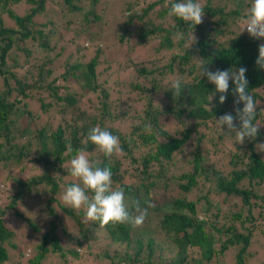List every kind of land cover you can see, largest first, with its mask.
<instances>
[{
    "label": "trees",
    "instance_id": "1",
    "mask_svg": "<svg viewBox=\"0 0 264 264\" xmlns=\"http://www.w3.org/2000/svg\"><path fill=\"white\" fill-rule=\"evenodd\" d=\"M170 2L0 0V170L16 183L0 207V264L8 259L6 245L17 255L12 264H43L47 253H58L63 264L68 258L80 261L84 253L94 259L106 257L110 264H209L237 244L234 264H249L242 254L254 232V209L264 211V191L252 189L264 182V154L258 150L264 144V70L255 63L264 39H253L246 30L240 33L239 20L251 0H198L205 14L194 29L198 42L188 49L186 40H176L175 34L187 36L191 28L167 15ZM193 57L203 59L211 71L247 69L248 91L259 104L253 123L260 126L255 139L234 146L238 155L218 160L225 151L223 143L213 131L207 136L199 129L212 123L219 130L215 118L235 115V106L231 81L223 104L219 94L210 101L214 85L200 78L195 65L201 61ZM159 62L163 63L157 66ZM172 79L182 80L180 97L169 90ZM163 115L188 124L170 133L157 125ZM97 125L119 137L122 151L105 157L88 142L90 160L110 167L113 188H123L126 200L148 208L146 219L136 228L111 223L101 228L110 245L101 254L92 253L98 223H84L83 210L59 205L82 231L60 241L51 221L27 257L10 240L13 232L4 207L37 232L18 202L30 191L38 196L37 188L42 187L47 193L46 215L55 216L49 204L57 202L62 184L73 183L66 178L63 182L70 176L69 162ZM145 125L151 126L152 134L144 131ZM223 131L222 135L232 134L226 133V126ZM13 170L25 179L11 177ZM124 174H133L134 182H123ZM245 179L248 186L240 187ZM173 187L194 198L165 201V191ZM232 197L239 201L230 205ZM227 201L229 214L222 215L221 204ZM211 207V214L206 213ZM211 216L214 221L224 218V228L208 221ZM234 222L245 231L236 230ZM157 234L163 240L156 239ZM154 247L174 255L164 259Z\"/></svg>",
    "mask_w": 264,
    "mask_h": 264
},
{
    "label": "clouds",
    "instance_id": "2",
    "mask_svg": "<svg viewBox=\"0 0 264 264\" xmlns=\"http://www.w3.org/2000/svg\"><path fill=\"white\" fill-rule=\"evenodd\" d=\"M204 14V7L198 0L195 2L194 0H179V2L171 0L168 6L169 17L178 18L191 28L187 36L182 32L175 34L176 40H186L188 49L198 42L194 29L202 23ZM239 23L242 27L240 33L246 30L253 39H264V0H251ZM258 53L255 63L264 70V43L259 45ZM193 58L201 61L195 65L200 78L206 77L207 81L214 85L210 101L219 94V103L223 104L227 99L230 81L232 84L231 94L234 97L235 115L226 113L218 119L215 118V126L222 132H224L223 126H226V133H234L237 144H243L246 139H255L260 125L253 121L257 117L259 104L248 91L247 69L240 67L211 71L205 66L206 64L202 63L203 59ZM184 89L181 79L171 80L169 90L173 91L174 97H180ZM207 107L210 109L209 105ZM144 131L152 134L153 130L150 125H145ZM88 142L95 146L96 152L105 157L110 158L122 151L118 136L99 125L92 127L84 142L85 147L76 150L69 162L67 171L74 182L64 188L61 202L65 207L76 212L83 210V222H97L99 228H105L109 223L113 226L124 224L133 228L141 226L148 215V208L142 209L139 201L126 200L123 188H113L110 167H100L99 161L90 160L86 151ZM258 150L264 151V145H259ZM71 151L70 148L69 152ZM148 207L152 205L149 203Z\"/></svg>",
    "mask_w": 264,
    "mask_h": 264
},
{
    "label": "rangeland",
    "instance_id": "3",
    "mask_svg": "<svg viewBox=\"0 0 264 264\" xmlns=\"http://www.w3.org/2000/svg\"><path fill=\"white\" fill-rule=\"evenodd\" d=\"M117 1L119 3L121 2V0H117ZM154 43H155L154 41H151V45H153ZM149 48L150 47H147L146 49L147 56L149 53L151 54V50ZM106 50L108 51L107 48ZM164 55H167V52L164 53ZM162 63L163 62H159L157 66L162 65ZM162 70L165 71L164 67H162ZM159 104H161V102ZM139 111H140L139 109L134 111L135 112L134 115H136ZM167 117H168L167 115L161 116L157 122V125L162 129H166L170 133H173L174 131L179 132L183 130L182 126L188 124L187 120L183 124L182 122H176L175 120H172L173 118L170 119L169 117L168 119ZM124 129H127V127H124ZM199 129L200 131L204 132L207 136H210V132L213 131L216 134V136H218L219 140L223 143L222 148H225V151L222 152V154H220V156L217 158L218 160L228 154L238 155L240 153L239 150L234 149V146L240 145L235 142L234 133L222 135V131L212 128V123H208L206 128H199ZM161 138L163 139L164 137L162 136ZM263 154H264V151H263ZM154 168L156 167L154 166ZM151 170H152V173L156 175L157 171L152 168L150 169V171ZM10 173H11L10 175L11 177H14L17 179H25V177L22 176L23 174L19 173L17 170H13ZM4 176H5V173L2 172V170H0V207H2L8 201V197L9 195L13 193L15 184H16L15 181L13 183L11 179H6ZM65 178L74 182L71 176L64 177L63 182H65ZM150 179L152 178L150 177ZM121 180L123 182L133 183L134 175L124 174ZM115 183L117 184V182ZM211 186L213 187V185ZM239 186L243 188L248 186L247 180L245 179L243 182L239 184ZM201 187L206 189V186L204 185H201ZM64 188H65V184H62L59 189L58 194L56 195L57 202H52L49 204L52 207V210L55 216H53V214H50V213L46 215V213L48 212V209L43 208V201L46 198L47 193L42 187L40 188V190L37 188V191H38L37 193H39L38 196H36L37 194L35 192L33 193L30 191L28 193H25L22 199L18 202L17 206L19 207V210L23 211L24 215H27L29 218H31L30 219L31 222L34 223L38 227L37 232H34L31 229V227L23 219L14 218L13 211L4 207L5 209L4 217L6 219L7 224L9 225V227L11 228L13 232V236L12 238H10V240L16 242L19 248L24 249V251L28 253L27 257H30V255L34 252L35 245L41 240V235H43L46 230H49L51 228V226L49 225V222L51 221H53V224H54V233H55L54 235H56V237H58L60 241L63 239L64 236H73L78 232V230L82 231L81 230L82 227L80 226L79 228H77L75 224V220L73 219L72 221V218L68 216L67 213H65L60 208V206L65 207L64 204L61 202V195H62ZM252 189L259 193L263 192L264 182H260L257 185H253ZM179 197H186L187 199L194 198V196L191 195L190 193L188 192L183 193L177 187L171 188L169 192L165 191V194L163 195V199L167 202H170L171 199L173 198H179ZM231 200L232 201L230 202V205L234 202L239 201V199L236 197L234 198L232 197ZM221 205H222V209H224L223 210L224 213H222V215L225 213L229 214L227 211L228 201L222 203ZM213 209L214 207H211L209 210L206 211V213H210V211H213ZM261 210L262 212H259L258 208L254 209V213L257 215V217H255L256 224H254V227L252 229L254 232L252 233L249 239V244L245 252H243L242 254L243 259L249 264H264V211L263 209ZM152 219H155V221L158 220L157 217L156 218L153 217ZM223 219L220 218L219 220L214 221L213 217L211 216L209 217L208 221H213V224L217 226L218 228H220L223 222ZM155 221H152V222H155ZM246 226L248 227L247 223H246ZM234 227L236 228V230L238 229V231L239 230H243V232L245 231L237 222H234ZM221 228L223 229L224 226ZM157 231L161 233L163 236H165L162 233V231L160 230H157ZM94 232H95L97 241H96V244L91 248V250H92V253H95L97 251L99 254H101L107 248L109 244L108 243L109 238L107 237L106 231L101 228L95 229ZM161 234L155 235V238L163 240V236ZM216 236L217 234H215V241L217 242L218 240H216ZM225 237H226L225 234H223L222 239ZM217 245L218 243H216L214 246L216 249L218 248ZM238 246L239 245L237 244L233 248L230 247L229 249L225 251L224 254L213 257L210 260L209 264H234V252L238 248ZM162 247H154L153 251L155 253H159V255H161L164 259L170 260L171 257H173L174 255V251L162 249ZM6 249L8 253V259L5 264H12L14 261H16L17 255L15 254V252L9 245H6ZM77 250L78 252L83 251L82 247H78ZM109 252L111 253V250ZM67 263L68 264H110L109 260L106 257L94 259L93 255L86 257L85 253L84 255L81 256L80 261L75 262V261H71L68 258ZM43 264H63V260L58 256V253H47V256L45 257Z\"/></svg>",
    "mask_w": 264,
    "mask_h": 264
}]
</instances>
